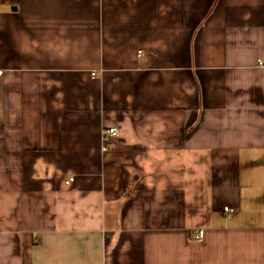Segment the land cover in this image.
Returning a JSON list of instances; mask_svg holds the SVG:
<instances>
[{"label":"crops","instance_id":"0c3cea01","mask_svg":"<svg viewBox=\"0 0 264 264\" xmlns=\"http://www.w3.org/2000/svg\"><path fill=\"white\" fill-rule=\"evenodd\" d=\"M0 264H264V0H0Z\"/></svg>","mask_w":264,"mask_h":264},{"label":"built area","instance_id":"2783aa9c","mask_svg":"<svg viewBox=\"0 0 264 264\" xmlns=\"http://www.w3.org/2000/svg\"><path fill=\"white\" fill-rule=\"evenodd\" d=\"M261 65H263V62L260 63ZM119 130L117 128H108L106 130H104L103 134H102V138H103V142H104V149L107 150V142L111 139V138H114L116 136L119 135ZM71 183V180H68L67 181V184H70ZM224 212L227 216V218H231L233 215L236 214V209L235 208H232L231 206H225L224 207ZM192 238L195 240V241H198V242H203L204 239H205V232L203 230H198V229H195L192 231Z\"/></svg>","mask_w":264,"mask_h":264},{"label":"water","instance_id":"95a60500","mask_svg":"<svg viewBox=\"0 0 264 264\" xmlns=\"http://www.w3.org/2000/svg\"><path fill=\"white\" fill-rule=\"evenodd\" d=\"M17 8H13V10H16Z\"/></svg>","mask_w":264,"mask_h":264}]
</instances>
